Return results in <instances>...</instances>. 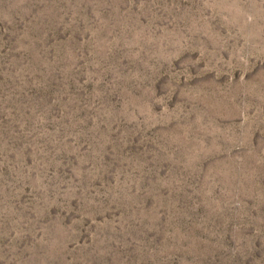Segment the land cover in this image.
Masks as SVG:
<instances>
[{
  "label": "rangeland",
  "instance_id": "rangeland-1",
  "mask_svg": "<svg viewBox=\"0 0 264 264\" xmlns=\"http://www.w3.org/2000/svg\"><path fill=\"white\" fill-rule=\"evenodd\" d=\"M0 264H264V0H0Z\"/></svg>",
  "mask_w": 264,
  "mask_h": 264
}]
</instances>
